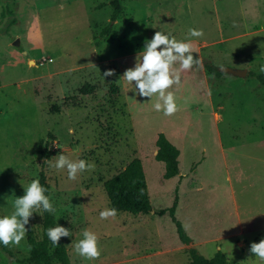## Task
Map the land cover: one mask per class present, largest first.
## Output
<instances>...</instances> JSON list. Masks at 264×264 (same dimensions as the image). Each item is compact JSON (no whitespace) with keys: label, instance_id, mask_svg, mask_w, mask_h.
<instances>
[{"label":"rangeland","instance_id":"rangeland-1","mask_svg":"<svg viewBox=\"0 0 264 264\" xmlns=\"http://www.w3.org/2000/svg\"><path fill=\"white\" fill-rule=\"evenodd\" d=\"M110 2L0 0V212L12 210L20 183L44 173L57 223L73 239L83 228L98 235L102 254L91 264H190L192 248L256 264L249 248L264 238V85L251 74L264 64V0H121L114 21ZM190 27L205 33L192 39L203 68L183 73L171 89L179 111L166 117L152 110L154 100L127 95L118 78L156 31L183 39ZM206 63L248 74L217 76ZM108 69L115 75L104 79ZM86 84L96 91L81 93ZM160 133L180 150L171 179L156 159ZM61 152L95 169L69 181L49 167ZM134 158L143 163L153 211L101 220L111 208L104 183ZM175 200L187 243L169 212L159 213ZM27 227V236L41 237L43 217L34 214ZM60 240L71 264H89L70 237ZM21 245L11 247L19 259L29 253L28 242ZM0 264L20 263L0 248Z\"/></svg>","mask_w":264,"mask_h":264},{"label":"clouds","instance_id":"clouds-1","mask_svg":"<svg viewBox=\"0 0 264 264\" xmlns=\"http://www.w3.org/2000/svg\"><path fill=\"white\" fill-rule=\"evenodd\" d=\"M204 35L202 28L190 27L183 39H177L171 33L162 31H156L150 39H145L143 46L135 55L134 65L125 69L118 78L128 86L127 95L131 92L135 97L148 98L150 102L154 100L152 110L166 117L176 114L179 106L175 91L171 89L182 84L183 73L203 68V60L199 52L194 49L192 39H199ZM26 63L29 67L35 66L34 59H29ZM257 71L258 74H264V64H261ZM102 75L105 79L115 75V72L113 69H108ZM71 132L72 130L69 129L70 134ZM49 167L58 172H66L67 179L75 181L79 175L92 172L95 163L79 157L73 159L70 155L61 152L54 162L49 163ZM20 184L23 194L19 196L15 194L11 201L12 210L0 212V248L22 247V241L27 243L29 231L27 226L34 214L43 217L44 213L55 214L56 211L52 193L38 177ZM117 212L116 208H105L100 211L99 218L107 220L116 217ZM45 235L53 249L60 245L62 237H70L73 252L89 264L100 258L102 254L99 237L90 228H83L79 236L73 239L70 228L58 224L56 220V226L47 228ZM27 250L30 251L31 246H28ZM220 250L229 254L227 250ZM249 252L250 257L255 258L256 264H264V238L252 242Z\"/></svg>","mask_w":264,"mask_h":264},{"label":"trees","instance_id":"trees-1","mask_svg":"<svg viewBox=\"0 0 264 264\" xmlns=\"http://www.w3.org/2000/svg\"><path fill=\"white\" fill-rule=\"evenodd\" d=\"M110 4L113 8L112 20L114 21L122 14L123 5L121 0H111ZM109 31L110 26L102 33L103 35H107L109 34ZM205 66L209 72L217 76L225 74L211 64L206 63ZM251 75L256 77V79L264 85V74L252 72ZM80 91L85 95H90L96 91V87L86 84L80 89ZM156 145L158 148L156 159L165 164L164 178L171 179L177 176L180 171L179 148L173 144L164 133L158 135ZM40 182L49 188L44 173H41L40 175ZM104 188L108 195L111 208H116L118 212H130L134 215H138L149 214L153 211L144 166L139 158H134L122 171L107 180L104 183ZM176 207L177 200H175L172 207L167 210H160L159 213L160 215H163L166 212H169L176 223L180 238L187 243L189 242L190 237L185 233L182 223L176 219ZM54 226H56V220L53 214L44 213L42 235L39 238H36L31 234L27 236L28 246H31V250L23 259H19L11 247L1 249L20 264H71L68 250L64 242L60 240V245L53 249L51 242L45 235V230ZM190 264L229 263L226 256L221 252H217L212 258H207L200 254L195 248H192L190 250Z\"/></svg>","mask_w":264,"mask_h":264},{"label":"water","instance_id":"water-1","mask_svg":"<svg viewBox=\"0 0 264 264\" xmlns=\"http://www.w3.org/2000/svg\"><path fill=\"white\" fill-rule=\"evenodd\" d=\"M14 45L15 46H19L20 45V40L17 39L14 42ZM217 69L220 72H223L225 74L238 76V77H246L247 74H248V70L247 69H238V68H232V67H228V66H220V67H217Z\"/></svg>","mask_w":264,"mask_h":264}]
</instances>
